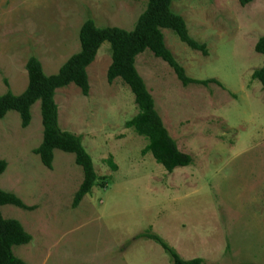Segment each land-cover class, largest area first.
<instances>
[{
    "label": "rangeland",
    "instance_id": "rangeland-1",
    "mask_svg": "<svg viewBox=\"0 0 264 264\" xmlns=\"http://www.w3.org/2000/svg\"><path fill=\"white\" fill-rule=\"evenodd\" d=\"M147 0H0V96L21 94L25 64L35 56L46 76L79 51L87 18L97 26L129 31ZM188 35L207 54L192 51L169 30L164 44L187 77L213 79L183 86L149 51L135 68L155 109L189 166L171 173L150 153L145 138L125 128L137 114L129 88L107 82L111 63L103 43L87 67L89 92L70 84L57 89L58 127L81 137L97 176L76 208L82 171L72 154L53 151L51 168L33 150L42 139L40 104L22 128L10 111L0 119V190L31 207H0L31 241L12 247L25 264H171L166 253L139 234H156L178 255L207 264H264V91L251 75L264 55L254 46L264 32V0H173ZM111 160L117 170L107 163Z\"/></svg>",
    "mask_w": 264,
    "mask_h": 264
},
{
    "label": "trees",
    "instance_id": "trees-1",
    "mask_svg": "<svg viewBox=\"0 0 264 264\" xmlns=\"http://www.w3.org/2000/svg\"><path fill=\"white\" fill-rule=\"evenodd\" d=\"M173 0H147L144 11L138 16L133 28L129 31L115 27L97 26L92 18H87L78 32L79 51L72 55L57 71L46 76L41 64L35 56H30L25 64L27 86L19 95H13L7 90L0 96V119L7 112L14 111L19 115L22 128L29 125L31 106L39 102L42 125V139L33 153L39 157L41 164L50 169L53 151L59 150L72 154L74 162L81 168L83 179L76 191L72 208H76L81 199L89 194L96 185L95 174L90 156L81 144V137L61 131L58 127L57 106L54 94L57 89L70 84L76 86L83 96L89 92L87 67L93 62L103 43L109 44L111 63L106 72L109 84L120 79L133 95L137 114L125 123V128L146 139L147 145L141 151L143 155L150 153L154 161L171 173L176 168L186 167L192 163L190 155L178 150L175 141L169 136L159 117L152 96L149 94L143 79L135 68V59L144 51H149L156 58L165 62L176 75L183 86L190 84L207 86L218 84L213 79L194 80L186 76L184 69L176 62L171 52L166 48L162 30L171 31L180 42L192 51L207 54L204 44H198L188 35L183 19L172 13L170 5ZM253 0H238L241 7L247 6ZM257 54L264 55V32L254 46ZM252 80L260 83L264 91V62L261 68L251 75ZM110 169L117 167L107 161ZM6 163L0 160V174L4 172ZM12 205L22 210H31L14 194L0 190V207ZM158 244L166 253L171 264H207L202 258L182 259L174 248L169 246L156 234L144 232L137 236ZM31 237L14 219H4L0 212V264H25L12 253V247L26 245Z\"/></svg>",
    "mask_w": 264,
    "mask_h": 264
}]
</instances>
